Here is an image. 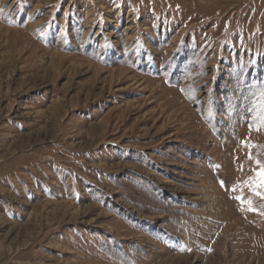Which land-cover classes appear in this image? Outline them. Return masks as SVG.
Returning a JSON list of instances; mask_svg holds the SVG:
<instances>
[{
	"label": "rangeland",
	"instance_id": "374dc122",
	"mask_svg": "<svg viewBox=\"0 0 264 264\" xmlns=\"http://www.w3.org/2000/svg\"><path fill=\"white\" fill-rule=\"evenodd\" d=\"M0 10V264H264V0Z\"/></svg>",
	"mask_w": 264,
	"mask_h": 264
},
{
	"label": "snow or ice",
	"instance_id": "6c2138e0",
	"mask_svg": "<svg viewBox=\"0 0 264 264\" xmlns=\"http://www.w3.org/2000/svg\"><path fill=\"white\" fill-rule=\"evenodd\" d=\"M0 14H2V10H0ZM262 125H264V119H262ZM246 146H248V145H246ZM252 147H255V146H252ZM252 158H253L252 156L249 157V159H252ZM256 164L259 167V171H257L255 173L254 178L250 179L247 182L246 186H248L251 189L253 195L264 199V163H261V161L256 160ZM221 186H224L223 183ZM233 190H235V189H233ZM237 199H240L243 203L242 197H237ZM247 205H248V209L250 211H252L253 208H252V201L251 200L247 201Z\"/></svg>",
	"mask_w": 264,
	"mask_h": 264
}]
</instances>
